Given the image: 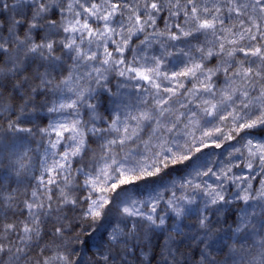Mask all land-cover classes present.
I'll use <instances>...</instances> for the list:
<instances>
[{
	"label": "snow or ice",
	"instance_id": "1",
	"mask_svg": "<svg viewBox=\"0 0 264 264\" xmlns=\"http://www.w3.org/2000/svg\"><path fill=\"white\" fill-rule=\"evenodd\" d=\"M259 177L264 0H0V264H82L85 250L89 264H123L156 232L177 264L192 217L199 259L216 264L210 206L233 200L221 251L264 264Z\"/></svg>",
	"mask_w": 264,
	"mask_h": 264
},
{
	"label": "trees",
	"instance_id": "2",
	"mask_svg": "<svg viewBox=\"0 0 264 264\" xmlns=\"http://www.w3.org/2000/svg\"><path fill=\"white\" fill-rule=\"evenodd\" d=\"M162 23L163 21H161V24ZM114 77L118 79L115 73H109L111 85L115 81L113 79ZM118 81L116 80V82ZM102 107L111 109L112 107L111 101L105 98L103 100ZM43 122L46 123L47 120L45 119ZM33 147H36V145H33ZM185 171L186 169L183 166H177L174 169L167 170V172L163 173L162 175L165 177V179H169V180L176 179L177 181H179V179L185 174ZM240 171L241 170H237V174H240ZM243 171L247 172L246 169ZM250 174L253 177L258 176L259 169H257L256 173H250ZM209 179L211 180L212 178L210 177ZM261 181H264V177H259V179L254 178L252 180V184L256 189H260ZM157 183H158L157 178H152L149 181H141L136 186H130V187L132 188V191L137 194H146V190H151L152 188L156 187ZM226 188L229 192L237 191V189H235L234 185L232 184L226 185ZM202 206H203V202H202ZM242 207H243L242 202H237L235 200H233L231 204H223L219 208H217L216 206H210V215L214 226H219L221 228V231L230 234L229 228L232 225L230 223H233V221L237 218V215L241 211ZM259 213L260 211L258 205L257 214L259 216H262ZM262 217L264 218V216ZM172 226H173V220L170 218L168 220V229L171 230ZM181 227H183L182 231H184L186 234L183 237H177V242L176 244L173 245L174 255L176 256L177 264H206V261L199 259L204 253L202 252V246H199V239L201 237L197 236V232L195 228V218L192 217L190 219L184 220L181 224ZM166 235H167L166 232L165 233L156 232L151 234V242L143 243L140 247H138L135 250L134 254L125 256L123 264H163L161 252L163 251V245L166 243L165 241ZM97 236H99V233L96 234V238H94L92 241H89V244L92 245L91 248L92 252H95L96 250ZM100 239L102 240V238ZM103 245H99V246L102 248ZM215 249L216 247L212 246V253L209 259L214 257L216 260V264H228V258H225L222 253H217ZM142 252H146L147 255L142 256L141 255ZM220 255H223V258H221ZM5 259L7 258L5 257ZM90 259H91L90 254L88 253L87 250H85L82 264H89ZM21 264H23V262H21Z\"/></svg>",
	"mask_w": 264,
	"mask_h": 264
},
{
	"label": "rangeland",
	"instance_id": "3",
	"mask_svg": "<svg viewBox=\"0 0 264 264\" xmlns=\"http://www.w3.org/2000/svg\"><path fill=\"white\" fill-rule=\"evenodd\" d=\"M117 78L118 79H116V77L113 78L115 80L114 83L112 84L114 90H115L117 84L121 82V78H119V77H117ZM116 80L117 81L119 80V81L116 82ZM121 91L124 93V99L127 102H130V103L134 102V98H135L136 93H135V91L133 89H122ZM256 222H257V227H260L261 223L264 222V218L257 214L256 215ZM230 224H232V223H230ZM228 235H229L228 233H224L223 231H220V233H219V235H218V237L216 239V242L214 243L213 247H216L215 251L217 253H222L225 258H228V264H233L232 258L225 255L226 248L223 251H221V248H222L221 241L226 240ZM103 242H104V240L103 239L101 240L100 237L97 236L96 245H103L104 244ZM223 255H220L221 258H223Z\"/></svg>",
	"mask_w": 264,
	"mask_h": 264
}]
</instances>
